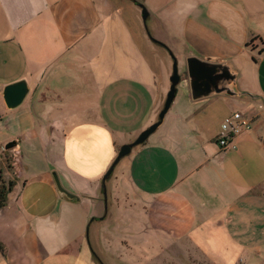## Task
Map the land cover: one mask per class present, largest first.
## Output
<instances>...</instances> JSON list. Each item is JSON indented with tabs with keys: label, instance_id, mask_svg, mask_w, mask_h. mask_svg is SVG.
Listing matches in <instances>:
<instances>
[{
	"label": "crops",
	"instance_id": "obj_1",
	"mask_svg": "<svg viewBox=\"0 0 264 264\" xmlns=\"http://www.w3.org/2000/svg\"><path fill=\"white\" fill-rule=\"evenodd\" d=\"M190 2L176 22L162 18L173 46L159 41L167 53L181 38L188 43L179 98L156 138L132 147L103 183L120 146L158 118L163 70L171 74L164 58L138 16L129 23L111 0H0V146L15 143L0 264H139L127 237H116L131 223L114 220L117 212L129 219L131 195L143 208V232L153 231L158 201L159 229L175 230L160 253L153 232L143 264H237L243 252L264 264V0ZM200 4L204 15L194 13ZM191 56L227 65L231 93L193 99ZM19 80L28 93L10 109L2 91ZM233 112L251 128L221 149L220 124ZM53 172L73 198L59 192ZM191 239L207 247L202 257L181 251Z\"/></svg>",
	"mask_w": 264,
	"mask_h": 264
},
{
	"label": "rangeland",
	"instance_id": "obj_2",
	"mask_svg": "<svg viewBox=\"0 0 264 264\" xmlns=\"http://www.w3.org/2000/svg\"><path fill=\"white\" fill-rule=\"evenodd\" d=\"M111 1L115 3L116 13L118 14L120 13L124 15L128 21L132 15L138 16L142 31L144 32V34H147L148 36L147 39L155 46L156 51H159L158 57H160L161 55L160 60H163L164 58L168 72L170 73V71L172 70V63H173V59L175 58L178 73L180 74L181 71L183 70L182 68L183 64H185L183 58L187 54V51L189 50V48L186 47L188 46V43L185 41L184 38H181L180 41L177 42V44L174 47L170 48L172 53L168 51L169 53L168 54L164 49L159 47V44L157 42L158 41H161L163 43L167 42L173 46L172 44L173 38L171 36V34H173V31L170 27L167 26L166 23L162 21V18L170 22L173 21L176 22L178 20L177 15L179 14L183 15L184 13L187 14L190 8L193 7L190 0H111ZM139 5H142L148 11V17L145 21H142L141 19V13H140L141 8ZM258 7L262 8V4L258 5ZM205 9L206 6L204 4H200L199 8L194 13H197L200 10L201 15L202 14L204 15ZM159 22H160V29H159ZM152 38L158 41L153 42ZM163 75L165 80H164V85L162 86V96L164 97L162 104L164 102L170 84L169 82L170 74L165 75L163 70ZM159 76L160 74L156 76L158 81H159ZM182 86L183 83L179 81L176 86L175 96H174V98L176 97V95L178 96L177 100L182 90ZM242 114L247 117L246 114L244 113ZM158 134H159V127H157V129L152 134L149 135V137L147 138V142L148 143L152 142ZM127 157L126 156L123 157L116 164V168L112 173L113 179L111 180H114L115 176H118L117 174L120 172V169L124 166ZM11 161H12V155H10L9 152L4 151L3 154L0 155V170L2 171V178L5 183H7L8 180L11 179L12 177L13 169L12 167H10ZM110 182L111 181H109L108 184H110ZM129 201H130L129 205L135 209L131 215L129 214L126 215L129 219H127L126 217L125 219H122L121 212H117L115 214L114 220L118 223L123 222L125 220V221H129L131 224H128L129 228L126 229L118 228L121 230L116 231L117 234L116 237H123V236H126L127 238L130 237L132 239L131 244L129 241L130 238L129 239L125 238V240L128 243L127 244L128 246H125V248L128 249L130 247L132 261H140L139 264H143L145 262H148L147 260L153 256L151 255L153 253L151 252L152 250L150 249V247L152 246L150 245L151 241L149 240L151 236L155 238L153 232L157 234V238L159 240V253H160V252H166V244H165L166 239L163 238L170 237L171 235H173L172 233H174L175 230L159 229V201H158L154 203L150 211L151 219H149V221L152 224L153 231H149L148 233L143 232L141 224L143 223L144 215H143V208L141 206L140 199L135 198L133 197V195H131ZM112 207H110L111 214L114 211ZM144 239H147L149 242L146 244L145 242H143ZM179 246L181 247V251H184L189 254H196L198 255V258L202 257L201 254H204L207 251L206 246L196 244L195 241H193L192 239L189 240V242H187L186 245L179 244ZM145 248H147V250ZM152 249L154 251L155 249L154 245ZM241 256L245 260L243 263H237V264H254L256 262L255 259L250 260L251 257L247 255L246 252H243ZM200 262H201L200 259L196 261L197 264ZM159 264H172V262L169 259H167V257H163V258H159Z\"/></svg>",
	"mask_w": 264,
	"mask_h": 264
},
{
	"label": "water",
	"instance_id": "obj_3",
	"mask_svg": "<svg viewBox=\"0 0 264 264\" xmlns=\"http://www.w3.org/2000/svg\"><path fill=\"white\" fill-rule=\"evenodd\" d=\"M141 8V19L145 21L148 17V11L142 5H139ZM152 41L157 42L152 38ZM162 45V43L157 42ZM187 75L190 82V91L193 99L201 98L210 95L215 92L225 91L231 93V90L227 87L234 79V74H232L227 65L221 63H211L205 60H201L197 57L191 56L187 58ZM180 76L178 74L177 64L175 58L172 63V70L169 76V88L166 93L163 106L158 113V118L155 122L150 124L147 128L142 130L137 137L130 143L123 144L120 146L114 160L112 161L109 168L104 173L102 180L103 183L109 178L115 165L119 162L121 158L128 155L131 151V148L140 145L145 142V140L152 134L156 128L161 123L165 113L169 109L171 103L173 102L175 96L176 85L178 84ZM28 93V87L24 80H19L17 82L8 84L4 86L2 91V96L5 102V105L10 108H16L19 106ZM57 184L58 190L60 193L66 195L69 198H73L74 195L65 190L55 172L52 173ZM105 194V189H104Z\"/></svg>",
	"mask_w": 264,
	"mask_h": 264
},
{
	"label": "built area",
	"instance_id": "obj_4",
	"mask_svg": "<svg viewBox=\"0 0 264 264\" xmlns=\"http://www.w3.org/2000/svg\"><path fill=\"white\" fill-rule=\"evenodd\" d=\"M251 119L240 112H233L225 116L220 124V132L216 137V142L221 149L231 146L235 137L250 130ZM3 147H0V151Z\"/></svg>",
	"mask_w": 264,
	"mask_h": 264
},
{
	"label": "trees",
	"instance_id": "obj_5",
	"mask_svg": "<svg viewBox=\"0 0 264 264\" xmlns=\"http://www.w3.org/2000/svg\"><path fill=\"white\" fill-rule=\"evenodd\" d=\"M14 145H15L14 142L7 143L5 146H3V149L0 151V155L3 154L4 151L9 152V150L12 149ZM12 186H13V180L9 179L8 182L5 183L2 178V171L0 170V208H2L5 205L7 200V195L11 191Z\"/></svg>",
	"mask_w": 264,
	"mask_h": 264
}]
</instances>
